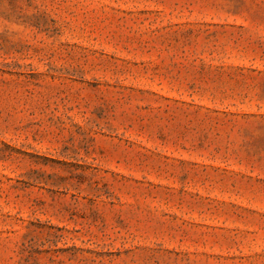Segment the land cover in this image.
<instances>
[{"label": "rangeland", "instance_id": "rangeland-1", "mask_svg": "<svg viewBox=\"0 0 264 264\" xmlns=\"http://www.w3.org/2000/svg\"><path fill=\"white\" fill-rule=\"evenodd\" d=\"M0 264H264V0H0Z\"/></svg>", "mask_w": 264, "mask_h": 264}]
</instances>
